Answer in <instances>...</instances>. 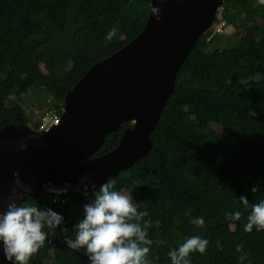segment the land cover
<instances>
[{"label":"trees","instance_id":"trees-1","mask_svg":"<svg viewBox=\"0 0 264 264\" xmlns=\"http://www.w3.org/2000/svg\"><path fill=\"white\" fill-rule=\"evenodd\" d=\"M150 4L0 0V129L11 124L39 129L40 120L24 109L23 96L31 92L46 101L38 106L41 116L48 110L61 115L66 93L84 73L140 33ZM220 8L234 29L228 46L219 47V34L206 40L210 31L194 43L151 133L150 151L112 178L115 190L132 193L138 210L149 212L144 220L151 221L150 264H171L168 252L193 235L209 244L203 255L190 254L191 264H264V231L243 230L250 206L264 200V4L225 0ZM112 28L116 35L107 40ZM131 125L120 123L91 157L113 150ZM254 186L258 191L252 193ZM241 196L249 200L248 209ZM66 197L69 204L62 208L44 189L37 199H27L64 217L58 228L44 229L63 243L74 239L75 224L83 218L84 196L68 186ZM236 211L242 212L239 220ZM198 217L204 218L202 228L190 223ZM237 244L248 260L239 259ZM28 264L90 263L45 241Z\"/></svg>","mask_w":264,"mask_h":264},{"label":"water","instance_id":"water-1","mask_svg":"<svg viewBox=\"0 0 264 264\" xmlns=\"http://www.w3.org/2000/svg\"><path fill=\"white\" fill-rule=\"evenodd\" d=\"M225 0H151L140 33L109 57L95 63L66 93L58 123L45 130L11 124L0 129V211L14 186V172L37 199L46 184L68 185L84 196L82 177L98 188L148 154L150 136L174 90L177 71L194 43L213 24ZM158 8L160 19L152 13ZM129 121L118 145L91 157L108 133ZM21 144L27 145L21 150ZM22 192V189H18ZM23 198V197H22ZM19 202V201H18ZM45 241L90 263L48 235ZM0 264L8 261L0 245Z\"/></svg>","mask_w":264,"mask_h":264},{"label":"clouds","instance_id":"clouds-1","mask_svg":"<svg viewBox=\"0 0 264 264\" xmlns=\"http://www.w3.org/2000/svg\"><path fill=\"white\" fill-rule=\"evenodd\" d=\"M264 4V0H259ZM159 9L152 8V13L159 20ZM117 29L112 28L106 35L110 40L116 35ZM21 150L27 145L21 144ZM14 186L8 197L5 211H0V245L4 257L12 264H28L32 256L43 247L49 232L64 221V217L51 208H41L27 202L26 196L32 189L22 183L18 172H14ZM83 194H89V186L93 199L83 207V218L74 227L75 237H66L65 243L72 250L85 249L90 264H150L148 254L153 241L148 239L150 220L148 211H140L133 201L130 192L115 190L116 181L112 178L101 184L99 188L91 182L88 176L82 177ZM18 189H22L20 192ZM45 189L56 196L62 195L63 188L46 185ZM252 193L258 191L252 187ZM23 197V198H22ZM19 201V202H18ZM245 209L249 208V200L245 196L239 197ZM237 220L242 216L241 211L234 212ZM190 223L198 228L205 226L203 217L192 218ZM264 231V200L250 206L244 231L251 233L253 229ZM62 231L67 232V228ZM209 241L193 235L186 238L178 248L170 250L168 256L171 264H191L189 256L198 252L204 254ZM222 250L220 242H216ZM236 252L242 253L239 259L243 262L249 259L248 253H243V245H236ZM249 264L251 261L249 260Z\"/></svg>","mask_w":264,"mask_h":264},{"label":"built area","instance_id":"built-area-1","mask_svg":"<svg viewBox=\"0 0 264 264\" xmlns=\"http://www.w3.org/2000/svg\"><path fill=\"white\" fill-rule=\"evenodd\" d=\"M215 19H217V21H214V23L210 26V28L207 31H210V34L207 36L206 40H209L213 35L215 34H221V30L225 27L228 26L226 25L225 21L222 19L221 16V8L218 9V12L216 14ZM219 21V23L217 25H214L215 23H217ZM206 31V32H207ZM60 116V115H59ZM59 116L56 115L55 112H53L52 110L46 111L40 118V126H39V130H45L48 129L50 126L58 123L59 121ZM46 185H51V184H46ZM43 186V189L50 194V199L52 201L53 204H55L56 206H58L59 208H62L66 205L69 204V200L66 197V194L68 192V185L63 184L62 186H55L52 185L56 188H63L65 189L64 193L62 195L56 196L53 192L48 191L45 189V186Z\"/></svg>","mask_w":264,"mask_h":264},{"label":"rangeland","instance_id":"rangeland-1","mask_svg":"<svg viewBox=\"0 0 264 264\" xmlns=\"http://www.w3.org/2000/svg\"><path fill=\"white\" fill-rule=\"evenodd\" d=\"M256 2H259V0H256ZM215 21V20H214ZM214 23V22H213ZM219 23V21L217 23H215L214 25H217ZM221 43L218 44L220 48L226 47L228 46V41H231V35L234 33V29L233 27L230 26H225L221 32ZM256 80L261 79L260 76H255ZM41 93L38 92H31L29 94H26L23 96L24 98V109L25 111L29 114L32 115L35 119H39L40 120V116L42 114V110L38 107L40 104L43 105L44 103L46 104V101L44 99V97L40 96ZM44 104V106H45ZM49 111V110H48ZM132 195V193H130ZM48 262V261H46Z\"/></svg>","mask_w":264,"mask_h":264}]
</instances>
